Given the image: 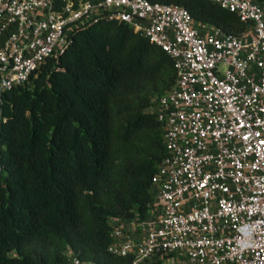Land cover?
I'll return each instance as SVG.
<instances>
[{
    "label": "built area",
    "instance_id": "2783aa9c",
    "mask_svg": "<svg viewBox=\"0 0 264 264\" xmlns=\"http://www.w3.org/2000/svg\"><path fill=\"white\" fill-rule=\"evenodd\" d=\"M208 1L247 30L226 34L147 0H0V92L102 19L125 23L172 59L174 84L148 110L163 143L148 208L108 219V251L130 264H264V0Z\"/></svg>",
    "mask_w": 264,
    "mask_h": 264
},
{
    "label": "trees",
    "instance_id": "16d2710c",
    "mask_svg": "<svg viewBox=\"0 0 264 264\" xmlns=\"http://www.w3.org/2000/svg\"><path fill=\"white\" fill-rule=\"evenodd\" d=\"M147 1L226 34L248 28L208 0ZM175 78L166 52L102 19L0 92V264H68V250L95 264L131 263L108 251V219L146 213L163 157L162 127L148 110Z\"/></svg>",
    "mask_w": 264,
    "mask_h": 264
},
{
    "label": "clouds",
    "instance_id": "9594fccd",
    "mask_svg": "<svg viewBox=\"0 0 264 264\" xmlns=\"http://www.w3.org/2000/svg\"><path fill=\"white\" fill-rule=\"evenodd\" d=\"M247 246H250V243L242 244V247H247Z\"/></svg>",
    "mask_w": 264,
    "mask_h": 264
},
{
    "label": "rangeland",
    "instance_id": "374dc122",
    "mask_svg": "<svg viewBox=\"0 0 264 264\" xmlns=\"http://www.w3.org/2000/svg\"><path fill=\"white\" fill-rule=\"evenodd\" d=\"M12 255H14V253H11Z\"/></svg>",
    "mask_w": 264,
    "mask_h": 264
},
{
    "label": "crops",
    "instance_id": "0c3cea01",
    "mask_svg": "<svg viewBox=\"0 0 264 264\" xmlns=\"http://www.w3.org/2000/svg\"><path fill=\"white\" fill-rule=\"evenodd\" d=\"M198 24V23H197ZM200 24V23H199Z\"/></svg>",
    "mask_w": 264,
    "mask_h": 264
}]
</instances>
